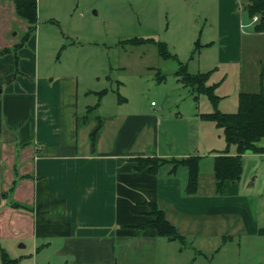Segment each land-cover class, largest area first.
<instances>
[{"label":"crops","instance_id":"obj_1","mask_svg":"<svg viewBox=\"0 0 264 264\" xmlns=\"http://www.w3.org/2000/svg\"><path fill=\"white\" fill-rule=\"evenodd\" d=\"M200 9L199 35L193 18L180 44L198 53L197 73L238 75L237 110L242 92H264V31L248 28L236 0ZM28 28L15 0H0V247L20 241L31 264H179L178 247L190 244L211 264H262L264 213L243 173L216 188L215 157L237 146L230 152L223 129L200 115L212 111L185 115L167 99L103 111L88 100L108 92L94 85L91 53L43 33L38 19L25 40ZM192 155L194 193L186 165L137 168L138 157ZM153 203L182 238L148 224Z\"/></svg>","mask_w":264,"mask_h":264},{"label":"rangeland","instance_id":"obj_2","mask_svg":"<svg viewBox=\"0 0 264 264\" xmlns=\"http://www.w3.org/2000/svg\"><path fill=\"white\" fill-rule=\"evenodd\" d=\"M213 2L214 0H37V19L43 33L53 34L54 31L68 44H75L82 52L91 53L90 59L97 62L96 72L92 76L94 85L108 92L103 98L89 95L88 100L93 101L91 103H95L94 105L101 103L103 111L114 109L118 104L119 109L124 110L136 101L146 100L150 104L151 101L160 103L167 99L179 103V108L185 115L216 109L234 112L238 110H233L238 102V75L232 72L221 74L218 71L210 74L206 84L210 86L217 81V86L213 85L214 93L222 94L214 104L206 92L183 83L182 77L176 74L180 64H184L191 74L198 72V53L192 55L194 49L188 50L186 40L181 44L180 40L185 33L189 36L193 18L199 20V35V28L205 17L199 16L200 8L206 9L202 13L208 15L207 9ZM236 2L244 6L248 0ZM243 22L248 28L254 24L247 12L243 14ZM135 37L163 41L176 57L163 58L158 46L152 42L132 43L130 40ZM244 78L249 86V75L245 74ZM227 146L225 142L223 148ZM235 149L234 144L228 147L230 152ZM242 164L245 188L255 194L261 212L264 213V153L244 155ZM20 243L14 242L13 251L8 247H0V264H5L2 259L3 249L10 258L17 260V264H31L28 259L21 257V253H28V248H20ZM177 250L179 264H211L208 259L199 256L190 244L180 245ZM258 261L264 264V256Z\"/></svg>","mask_w":264,"mask_h":264},{"label":"trees","instance_id":"obj_3","mask_svg":"<svg viewBox=\"0 0 264 264\" xmlns=\"http://www.w3.org/2000/svg\"><path fill=\"white\" fill-rule=\"evenodd\" d=\"M17 13L27 20L29 28L25 34V40L33 31L37 22V1L36 0H15ZM244 9L250 17L259 15L260 20L256 22L255 28L259 31H264V0H248L244 5ZM132 43H142L144 41L155 43L159 48L160 55L167 59L175 57L171 54L168 46L163 41H157L153 38L139 39L133 38ZM176 73L182 77L184 83L190 84L197 90L206 92L212 102L216 104L219 96L214 93V87L208 86L206 80L208 73L191 74L186 70L184 64H180ZM203 119L211 120L223 129L224 137L228 145L236 144L237 154L217 155L214 161V172L216 176V188L218 192H222V188L227 181L238 180L242 175L243 164L242 155L247 150L255 152H264V147L257 143L264 137V92H242L239 97V108L236 112H223L218 109L212 112L200 113ZM101 125H98L92 131V139L95 140ZM199 156L192 155L183 158H160L156 156L138 157L137 168L142 169L148 167L152 172H155L164 164H172V170L178 165H186L188 167V181L186 191L194 193L197 187L199 174ZM152 213L155 218L148 222L158 233L169 235L172 238H182L174 226L167 220L164 211L158 209L153 203ZM2 259L5 264H17L16 259L10 258L8 253L2 250Z\"/></svg>","mask_w":264,"mask_h":264},{"label":"built area","instance_id":"obj_4","mask_svg":"<svg viewBox=\"0 0 264 264\" xmlns=\"http://www.w3.org/2000/svg\"><path fill=\"white\" fill-rule=\"evenodd\" d=\"M260 20V16L259 15H254L253 17H252V21L253 22H257V21H259ZM154 103V102H153Z\"/></svg>","mask_w":264,"mask_h":264},{"label":"water","instance_id":"obj_5","mask_svg":"<svg viewBox=\"0 0 264 264\" xmlns=\"http://www.w3.org/2000/svg\"><path fill=\"white\" fill-rule=\"evenodd\" d=\"M262 19H264V17Z\"/></svg>","mask_w":264,"mask_h":264}]
</instances>
